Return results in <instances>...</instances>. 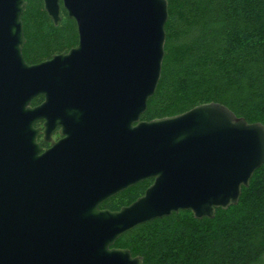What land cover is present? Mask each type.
<instances>
[{
    "label": "water",
    "instance_id": "95a60500",
    "mask_svg": "<svg viewBox=\"0 0 264 264\" xmlns=\"http://www.w3.org/2000/svg\"><path fill=\"white\" fill-rule=\"evenodd\" d=\"M78 42L27 64L25 0H0V264H142L114 247L125 232L180 210L212 218L264 164V124L218 102L142 120L164 55L166 0H42ZM42 95L44 100L30 106ZM61 127L62 138L41 152ZM152 179L130 204L106 199Z\"/></svg>",
    "mask_w": 264,
    "mask_h": 264
},
{
    "label": "trees",
    "instance_id": "16d2710c",
    "mask_svg": "<svg viewBox=\"0 0 264 264\" xmlns=\"http://www.w3.org/2000/svg\"><path fill=\"white\" fill-rule=\"evenodd\" d=\"M25 1L22 55L27 64L77 44L76 23L62 7L54 25L42 0ZM166 1L160 78L141 119L172 116L213 101L247 122L264 124V0ZM151 182H138L100 207L118 210ZM113 246L140 256L142 264H264V164L242 187L238 202L217 208L212 218L197 219L180 210L137 225Z\"/></svg>",
    "mask_w": 264,
    "mask_h": 264
},
{
    "label": "flooded vegetation",
    "instance_id": "af4514ba",
    "mask_svg": "<svg viewBox=\"0 0 264 264\" xmlns=\"http://www.w3.org/2000/svg\"><path fill=\"white\" fill-rule=\"evenodd\" d=\"M34 98H38L39 99V101L36 104H32V101H33ZM34 98L31 100L30 106H37V105L41 104L43 102V100H44L42 95H37ZM43 122H44L43 120H38L35 123H33V127L35 129H38V133H37L36 139H37V142L39 143V146L41 148V152L49 149L52 146V143H55V142H57L58 140H60L62 138V136H61V127L57 126V127H55L54 129L51 130L50 135H49V139L45 140L44 139V123Z\"/></svg>",
    "mask_w": 264,
    "mask_h": 264
}]
</instances>
